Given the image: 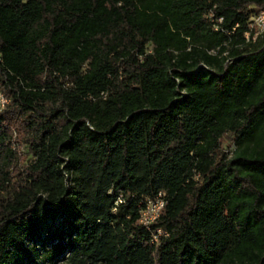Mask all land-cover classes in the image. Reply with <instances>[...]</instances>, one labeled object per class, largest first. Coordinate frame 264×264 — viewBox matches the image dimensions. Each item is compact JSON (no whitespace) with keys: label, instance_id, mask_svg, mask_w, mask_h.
I'll use <instances>...</instances> for the list:
<instances>
[{"label":"trees","instance_id":"16d2710c","mask_svg":"<svg viewBox=\"0 0 264 264\" xmlns=\"http://www.w3.org/2000/svg\"><path fill=\"white\" fill-rule=\"evenodd\" d=\"M262 6L0 0V264H264Z\"/></svg>","mask_w":264,"mask_h":264},{"label":"built area","instance_id":"2783aa9c","mask_svg":"<svg viewBox=\"0 0 264 264\" xmlns=\"http://www.w3.org/2000/svg\"><path fill=\"white\" fill-rule=\"evenodd\" d=\"M210 19H214V14L209 12L207 14ZM217 20H221V16L217 17ZM215 28H217V24H215ZM264 33V6L258 8L254 11L247 23V28L244 32V36L246 40H255L258 36ZM8 102V98L2 93L0 90V110L4 108L6 103ZM165 199L163 198V192L159 191L157 195L153 198H148L144 207L140 211L139 222L149 226L160 214L162 208L164 207ZM156 233L154 234V238L157 239V234L165 233L160 228H156Z\"/></svg>","mask_w":264,"mask_h":264},{"label":"rangeland","instance_id":"374dc122","mask_svg":"<svg viewBox=\"0 0 264 264\" xmlns=\"http://www.w3.org/2000/svg\"><path fill=\"white\" fill-rule=\"evenodd\" d=\"M221 146L227 152V154L230 155L234 148L231 134L226 133L222 136Z\"/></svg>","mask_w":264,"mask_h":264}]
</instances>
